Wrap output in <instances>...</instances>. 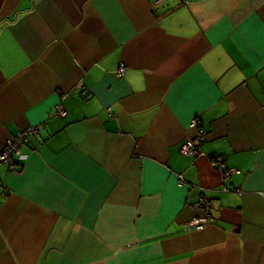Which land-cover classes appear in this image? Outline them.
I'll return each mask as SVG.
<instances>
[{"label":"crops","instance_id":"crops-1","mask_svg":"<svg viewBox=\"0 0 264 264\" xmlns=\"http://www.w3.org/2000/svg\"><path fill=\"white\" fill-rule=\"evenodd\" d=\"M30 127L0 264H264V0H0V150Z\"/></svg>","mask_w":264,"mask_h":264},{"label":"built area","instance_id":"built-area-1","mask_svg":"<svg viewBox=\"0 0 264 264\" xmlns=\"http://www.w3.org/2000/svg\"><path fill=\"white\" fill-rule=\"evenodd\" d=\"M125 70V65H121L119 69H117L116 75H118L119 77H123ZM57 110V112L61 114H63L64 112L61 106H59ZM38 130V127H30L23 130V132L17 134L16 136L11 137V139H9L5 146L0 150V167L3 164H7L9 168L13 170V168L19 166L20 161L24 159L22 148L31 140V138L38 132ZM198 132L199 134L196 137V140L201 143L202 139L204 138L203 136L205 131H203V129H199ZM181 151L188 157L199 158L203 157L204 155L201 150L200 144H195L193 140L186 141L181 147ZM211 162L214 167H218L222 171V174L225 177H228L232 173H234L233 169H229L224 166L225 160L222 156H216L215 158H212ZM182 181L183 180L181 177L180 182ZM210 207L211 203H209L206 198L199 201V208L202 209L203 215L196 217L192 222H190L187 226L188 230H204L208 224L215 222V219L210 212Z\"/></svg>","mask_w":264,"mask_h":264},{"label":"rangeland","instance_id":"rangeland-1","mask_svg":"<svg viewBox=\"0 0 264 264\" xmlns=\"http://www.w3.org/2000/svg\"><path fill=\"white\" fill-rule=\"evenodd\" d=\"M200 129V128H199ZM199 131V130H198ZM199 134V133H198ZM198 136V135H197Z\"/></svg>","mask_w":264,"mask_h":264}]
</instances>
